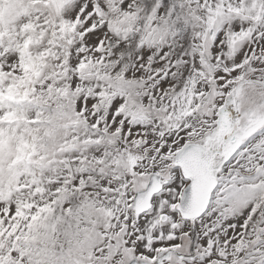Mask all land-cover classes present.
I'll list each match as a JSON object with an SVG mask.
<instances>
[{
	"label": "snow or ice",
	"instance_id": "snow-or-ice-1",
	"mask_svg": "<svg viewBox=\"0 0 264 264\" xmlns=\"http://www.w3.org/2000/svg\"><path fill=\"white\" fill-rule=\"evenodd\" d=\"M0 264H264V0H0Z\"/></svg>",
	"mask_w": 264,
	"mask_h": 264
}]
</instances>
